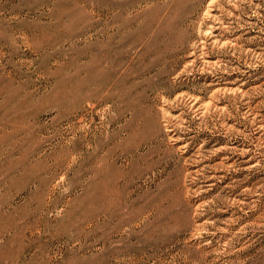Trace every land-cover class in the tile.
Instances as JSON below:
<instances>
[{"label":"rangeland","instance_id":"1","mask_svg":"<svg viewBox=\"0 0 264 264\" xmlns=\"http://www.w3.org/2000/svg\"><path fill=\"white\" fill-rule=\"evenodd\" d=\"M0 264H264V0H0Z\"/></svg>","mask_w":264,"mask_h":264}]
</instances>
